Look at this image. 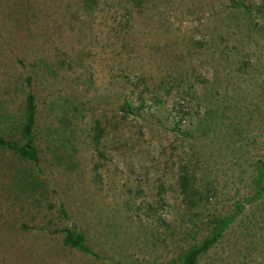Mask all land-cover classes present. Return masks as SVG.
<instances>
[{
  "label": "rangeland",
  "instance_id": "rangeland-1",
  "mask_svg": "<svg viewBox=\"0 0 264 264\" xmlns=\"http://www.w3.org/2000/svg\"><path fill=\"white\" fill-rule=\"evenodd\" d=\"M229 1L142 0L126 28L119 23L126 0H100L91 12L81 0H0V133L11 135L31 75L43 171L0 149V264H174L210 232L213 215L252 191L253 160L264 159V34L237 22ZM234 48L253 52L247 73L236 68L242 56ZM140 92L146 106L123 116L121 98ZM196 97L237 105L229 113L247 119L244 139L227 146L236 130L196 128ZM182 99L190 113L179 123L173 108ZM96 118L106 127L101 158L92 140ZM176 122L194 135L176 133ZM184 162L203 185H215L210 201L193 209L178 186ZM28 172L40 180L26 185ZM61 202L69 218L59 214ZM259 216L264 200L247 204L199 264H264ZM72 225L103 258L45 230Z\"/></svg>",
  "mask_w": 264,
  "mask_h": 264
},
{
  "label": "trees",
  "instance_id": "trees-1",
  "mask_svg": "<svg viewBox=\"0 0 264 264\" xmlns=\"http://www.w3.org/2000/svg\"><path fill=\"white\" fill-rule=\"evenodd\" d=\"M84 4V7L91 11H94L98 8L100 0H81ZM142 0H126L124 5V10L122 13V20L119 22L120 25L123 23L126 28L135 23V13L134 11L140 8ZM233 9L234 18L237 22H243L244 24L251 25L250 32L252 34H264V31H261L260 28L264 26V0H260L255 4L254 0H230L229 3L225 4ZM239 14H242L240 16ZM258 18V20H256ZM251 35V34H249ZM235 49V48H234ZM235 55H241L242 58L239 64L236 66L238 71L248 72L249 69L253 66V63L250 64L251 56L253 52L248 51L245 53V49L239 48L235 49ZM226 55H231L227 48L223 51ZM234 54V53H233ZM256 69L250 70L255 71ZM27 90L24 100V105L21 111V114L14 121H11L9 129L12 131L11 135L8 136L6 131L0 133V149H9L12 150L19 158L30 161L34 164V167L38 170V173H42V167L40 165L41 156L39 152V145L37 144V115L39 105L36 99V93L32 89L33 78L31 75L25 77ZM224 93L219 88L216 94L220 96ZM188 96H190L187 93ZM191 99V98H190ZM197 99V97H196ZM189 100V99H188ZM198 101V111L199 108L202 109L201 113H198V120L196 128L202 129L205 135H208L209 132L216 127L217 124L221 123L226 125L228 128L236 130L239 138L236 139L233 137V133H229L228 137H231V142L235 143L236 140H243L244 135L249 131L247 119L244 120V117L239 115H231L229 110L233 109L237 105L230 103L221 107L219 103H216L212 98L208 99H197ZM189 101L185 102V99H182L181 102H177L174 105V112L178 115L179 123L186 118L188 112L186 110V105ZM258 103V102H257ZM253 110L258 107V104H251ZM250 105V107H251ZM146 106V99L143 92L139 93V96L136 99H132L129 95H124L119 102V110L122 112L123 116H128L129 114H136L141 109ZM243 107H248V105H243ZM8 117H6L7 119ZM176 122L174 130L176 133L183 136H192L194 135L192 129L185 130L180 124ZM93 135L92 140L94 146L97 149L98 155L103 157V152L100 150L101 141L106 134V127L103 124L100 118L93 120ZM237 150H241L242 144H235ZM102 165V161L98 159L96 161V167ZM254 165V174L252 176V191L242 197L241 200H237L234 204V209L225 214H215L210 219L211 230L208 234L204 235L200 241L189 244L183 249L179 257L174 260V264H199L201 259L209 253V251L215 247L225 236L226 232L231 228L232 224L237 220L239 215L244 211L247 204H252L253 202L263 201L264 200V159L259 157L253 160ZM29 175V176H27ZM27 178L26 185L29 183H36L40 180L39 174L34 172H28L24 175V178ZM179 191L182 195V200L189 209L197 207L203 200L210 201L215 192L212 191L213 186L215 185H203L194 171L193 168L187 163L184 162L181 164L179 178H178ZM59 214L69 218L71 214L68 212L65 204L63 202L59 203L57 206ZM264 217H255V223L263 221ZM48 232L55 231L63 233V240L65 245L75 248L76 250L83 252L94 258H103V254L95 250L88 242L85 233L80 230L76 225L64 226L62 228L48 229ZM251 260H255V257L248 255ZM109 261L115 262L116 260L112 257H108ZM119 261V260H117ZM122 264H148L142 261H134L131 263L120 262ZM156 264H171L167 262H159Z\"/></svg>",
  "mask_w": 264,
  "mask_h": 264
}]
</instances>
